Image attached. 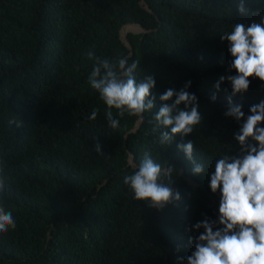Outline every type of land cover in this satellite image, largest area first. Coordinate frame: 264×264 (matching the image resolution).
Here are the masks:
<instances>
[{
	"label": "trees",
	"instance_id": "trees-1",
	"mask_svg": "<svg viewBox=\"0 0 264 264\" xmlns=\"http://www.w3.org/2000/svg\"><path fill=\"white\" fill-rule=\"evenodd\" d=\"M262 18L264 0H0V206L16 221L0 234V264H187L204 232L193 225L208 219L214 231L223 227L221 194L209 187L215 163L240 155L235 134L251 106L264 101V81L250 77L247 92L232 97L245 116L224 115L227 77L236 72L221 36ZM129 23L145 31L129 32L126 45L120 31L141 28ZM88 51L140 61L137 81L154 77V108L136 128L139 118L115 109L120 125H108L107 106L88 83ZM188 81L201 123L183 140L161 144L170 129L156 127L154 115L170 101L159 97ZM189 140L202 173L177 148ZM145 152L162 169L174 166L171 180H161L181 199L162 210L135 200L123 182Z\"/></svg>",
	"mask_w": 264,
	"mask_h": 264
},
{
	"label": "clouds",
	"instance_id": "clouds-1",
	"mask_svg": "<svg viewBox=\"0 0 264 264\" xmlns=\"http://www.w3.org/2000/svg\"><path fill=\"white\" fill-rule=\"evenodd\" d=\"M238 11L245 13L243 3ZM221 40L229 42L228 51L233 57L230 69L236 72V75L227 77L232 93L224 115L240 120L245 116L242 105L234 104L232 97L247 92L250 77L264 81V18L260 23L252 22L247 27L236 23L230 33L221 36ZM87 58L94 61L88 83L107 106L105 116L108 125L113 129L120 125V120L113 116V109L120 117L127 114L143 123V114L154 108L156 98L151 91L156 84L154 77L144 75L137 81L135 72L140 61L129 64L126 57L112 62L97 57L94 51H88ZM224 79L222 76L220 82ZM220 82L215 84L217 90L220 89ZM190 85L191 81H188L179 91L169 88L159 97L162 102L170 101L163 103L154 115L156 127L170 129L161 132V144L171 145L176 137L183 140L201 123L198 98L187 90ZM215 99L213 95L212 100ZM250 113L234 137L239 142L240 155L219 158L215 171L210 175L211 191L216 193L219 190L221 194L219 224L223 227L214 231L216 221L208 219L193 225L194 229L203 228L204 232L195 237V251L187 257V264H264V127H259L264 123V101L251 106ZM96 117L97 110L94 109L88 119L95 120ZM93 140L96 141V153L103 155L98 137ZM177 148L193 164V173L204 171V165L193 158L191 140L178 144ZM134 167L136 170L126 175L123 182L130 188L135 200L145 201L157 210L180 201V193L174 192L161 180L162 175L171 180L174 166L162 169L150 153L145 152L140 164ZM5 181L6 178L0 176V193L5 191ZM15 228L13 214L0 206V234ZM192 240L193 237H189V243Z\"/></svg>",
	"mask_w": 264,
	"mask_h": 264
},
{
	"label": "rangeland",
	"instance_id": "rangeland-1",
	"mask_svg": "<svg viewBox=\"0 0 264 264\" xmlns=\"http://www.w3.org/2000/svg\"><path fill=\"white\" fill-rule=\"evenodd\" d=\"M129 24L137 25V24H134V23H129ZM142 30H143L142 28H140V29H135L134 27H132V28H129L126 32H121V31H120V35H121V38L123 39V41H125V43L129 45V43H128V41H127V38H126L127 34H128L129 32L139 33V32H141ZM190 182H192V181H190ZM192 183H193V182H192Z\"/></svg>",
	"mask_w": 264,
	"mask_h": 264
},
{
	"label": "water",
	"instance_id": "water-1",
	"mask_svg": "<svg viewBox=\"0 0 264 264\" xmlns=\"http://www.w3.org/2000/svg\"><path fill=\"white\" fill-rule=\"evenodd\" d=\"M138 26H140L139 24H137ZM141 27V26H140ZM142 28V27H141ZM143 30L142 31H145V29L144 28H142ZM125 42V41H124ZM126 44V43H125ZM127 45V44H126ZM140 121L139 120H137V122L135 123V125H134V128H136L137 126H138V123H139ZM129 161L131 162L132 160H131V158L129 159Z\"/></svg>",
	"mask_w": 264,
	"mask_h": 264
}]
</instances>
